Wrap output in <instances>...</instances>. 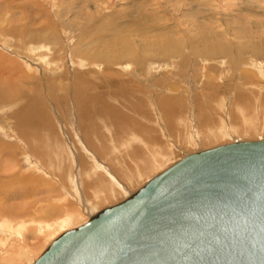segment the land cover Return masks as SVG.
Wrapping results in <instances>:
<instances>
[{
  "label": "rangeland",
  "instance_id": "374dc122",
  "mask_svg": "<svg viewBox=\"0 0 264 264\" xmlns=\"http://www.w3.org/2000/svg\"><path fill=\"white\" fill-rule=\"evenodd\" d=\"M137 13L142 14L140 22L149 28L148 37H157L161 31L176 32L174 37L180 42L182 53L167 57L147 55L139 63L123 58L110 65L119 72L116 75L119 82L120 77H125L124 80L135 82L134 88H143V106L130 107L128 114L137 119V128L140 126L143 131L136 133L129 126L119 142H112V128L105 129L99 124L109 148L98 153L89 145L90 125L80 120L73 77L74 70L88 67L103 71V65L73 56L72 49L80 46L79 38L87 43L91 41L92 37L85 36V31L93 29L94 22L122 25L121 22L131 18L137 19ZM151 19L155 20L154 24ZM12 27H16V36L10 34ZM6 28H11L9 33ZM25 28L27 31L43 29L51 37L48 29L54 30L56 39L47 42L45 48L42 43H23L20 39H24ZM127 33L135 39V44L142 46L137 44L134 49L146 50L142 45L144 36L136 35L135 30ZM219 42L231 45V49L223 48L218 54L195 50L199 46L210 49ZM0 55L9 62L15 61L31 77L23 82L16 80L27 91L25 98L14 94L0 100V186L10 185L0 188V197L7 204H16L7 210L2 207L6 206L4 199L3 205L0 199V212H5L0 214V264H29L59 232L85 220V211H93L136 190L148 177L170 165L181 149L190 152L229 142L235 137L257 139L262 135L264 138V0H0ZM57 55L59 58L54 57ZM43 57L49 59L43 62ZM1 66L7 71L12 64ZM4 68L0 69V75L5 74ZM79 75L78 80L86 76ZM48 79L56 83L54 87L60 90L62 100L67 98L65 106L59 95L52 94V99L49 98ZM36 83L40 85L34 86ZM33 91L40 92L58 127V147L51 149L52 162L48 165L11 129L8 117L16 101H26ZM180 91L184 99L176 96ZM207 92H215L210 99L217 101L207 102ZM242 93L250 100L248 107L241 109L240 102L230 104L237 95L243 96ZM163 94L166 98L172 95L178 105L182 101L181 109L172 117L159 104ZM110 97L114 96L110 94ZM198 104L200 108L205 105L197 109ZM93 110L96 108L90 107L88 112ZM248 115L252 119L248 117L246 121L244 116ZM208 117H215L216 121L211 123ZM115 118V115L109 116L111 121ZM150 130L153 136L149 135ZM129 134L132 135L128 139ZM139 147L142 149L135 160L131 151ZM82 163L87 165L81 167ZM25 175L34 188L22 180ZM99 179L108 182L107 189L94 186ZM35 192L37 195L32 197Z\"/></svg>",
  "mask_w": 264,
  "mask_h": 264
},
{
  "label": "water",
  "instance_id": "95a60500",
  "mask_svg": "<svg viewBox=\"0 0 264 264\" xmlns=\"http://www.w3.org/2000/svg\"><path fill=\"white\" fill-rule=\"evenodd\" d=\"M29 264H264V138L180 150Z\"/></svg>",
  "mask_w": 264,
  "mask_h": 264
},
{
  "label": "bare ground",
  "instance_id": "6f19581e",
  "mask_svg": "<svg viewBox=\"0 0 264 264\" xmlns=\"http://www.w3.org/2000/svg\"><path fill=\"white\" fill-rule=\"evenodd\" d=\"M141 15L142 14L137 13V19L131 18L130 20H128L126 22H121L122 25L121 24H116V25L111 24V25L107 26L103 23L101 24V22H97V23L94 22V24H95L94 28L91 30L85 31V36H87V37L91 36L92 37L91 41L87 43L86 41H82L81 38H79L78 43L80 46H77L76 48L72 49L73 56L75 55L78 58L79 57L86 58V60L88 62L99 61L103 65L102 66L103 71H96L95 69L92 71L93 68L87 69L88 67L84 68V70H82L83 69L82 68L80 71V68H79V70L78 69L74 70L75 75L73 77L74 84H75L74 93H75V98L77 101V108L79 109L80 120L82 122L90 125L91 130L89 132V145L94 151H96V152L98 151V153L106 152L109 148L108 141L105 138H103V136H102L103 135V129L100 128L99 124L104 126L105 129L106 128H108V129L112 128V130L114 131V133H113L114 138L112 139V142H119L122 139V136L124 137L123 132H125V133L128 132L127 128L129 126H132V128L134 129V131L136 133H137V130L139 131V133H142V131H143L140 126H138V128H137V119L136 118L133 119L132 117L128 116V114L131 112L130 107L134 106L135 108H137V106H143L142 104L145 101V95L143 93V88H137V87L134 88L133 84L135 82H133L132 79L130 81L124 80V79H126L125 77H124V79H122V77H120L121 80L119 82V78L116 76L117 74H119V72L114 71V69L112 67H110V65L112 63H114L115 61H117L119 59H123V58H128L130 60H133L134 63H139L141 58L143 59V57H147V55L153 56V57L156 55H159V56L162 55V56L167 57V56L172 55V54L175 55L178 53L179 54L182 53V51L179 50L180 42L177 39H175V37H174V33L176 36V32L161 31V32L157 33V37L156 36L155 37H148L147 32L149 34V31H148L149 28L147 29L145 27V25H143L140 22L141 21ZM154 22H155V20L151 19V23L154 24ZM47 25L51 26L50 24H47ZM15 28L12 27L13 31L10 30L11 28L10 29L6 28V29L8 30V33L10 30V34L14 33L13 36H16L15 35V33H16ZM166 28H172V26L166 25ZM3 29L5 30V28H3ZM35 29H37V27ZM157 29L159 30V27ZM48 30L51 31L53 37H51V35H48L47 33H45L43 31V29H40V28L38 30H32L31 29L30 31H27V29H26L24 31V39L23 40L20 39V41H22L23 43H26V44L31 43V42L42 43L43 47L45 48L47 42L56 39V34L54 33V30H50V29H48ZM106 30H109V33H104ZM131 30L132 31L135 30V33L137 32L136 35L144 36V38L142 39V45L146 47V50H142L141 48H140V50H142V51H140V52L136 50V48H137L136 45L138 43L135 44L136 43L135 39H132L131 37H129L130 34L128 35V33H127L128 31H131ZM3 33H4V31H3ZM207 39L209 41L210 36L207 37ZM16 43L18 44L17 40L15 42V45H16ZM93 44H95V45L93 46ZM139 45H141V44H138V46ZM230 46L231 45H225L222 43L220 44V42H219V44H213L212 46H210V49H208V47H207V49L204 50L203 47L201 48L199 46V49H195V50L200 51L199 53L202 52L203 54H206V53L218 54V52H220L219 50H221L223 48L228 49V48H230ZM19 47H20V45H19ZM19 47H18V49H19ZM134 47H136V48L134 49ZM139 47H142V46H139ZM237 47L241 48V46H237ZM94 49H95V51H94ZM55 53H56V51H55ZM192 53H193V50H192ZM183 56H184V54H183ZM54 57L59 58L58 55L54 56ZM48 59H49L48 57L42 58L43 62L48 60ZM76 60H78V59H76ZM79 61L80 60H78V62ZM83 61H85V60H83ZM72 62H75V61H72ZM180 62H181L180 64L184 63L183 60H181ZM0 63H1V65L7 64V63L12 64L10 69L7 71L5 70L4 66L2 67L0 65V69L4 68V70H5L4 71L5 74L0 75V100L3 101L6 98H10L14 94L20 95L23 98H25V96L27 95V91L24 90L23 86L18 85L16 80L19 81V79H20L23 82L24 80H28V79L31 80V77L26 75V72L23 69V67L19 66V64H16L15 61L12 62V60H11L9 62V59L4 58L2 55H0ZM75 63L77 64V62H75ZM79 63H78V65H79ZM52 64H54V63H52ZM82 64H81V66H82ZM83 65H85V64H83ZM109 67L112 70H109L108 69ZM14 69L16 70L15 72H14ZM44 71H45V69H44ZM61 72H63V71H61ZM64 72H65V70H64ZM64 72H63V75H64ZM47 73L48 72H46V74ZM52 73H54V72H52ZM52 73H49L47 75L54 76V77L57 76V75L52 74ZM79 74H83L86 76L82 80H78L80 78ZM63 75H62V77H63ZM87 76H90L91 78H89ZM248 76H250V77L252 76L251 72L249 73ZM60 78L61 77H59L57 80H60ZM51 80L52 79L47 80L48 87H49V91H48L49 98L51 97V99H52V97H53L52 94H54V95L57 94V96L59 95V97H60L61 103L62 104L64 103V106H65V104L67 103V98H63V100H62V98L59 94L60 90H57L54 87L56 83H54ZM131 81H132V83H131ZM206 82L207 81H205L204 83H206ZM100 83H103L105 87H111V88L106 89ZM38 85H40V83H36L34 86H38ZM134 86H137V84ZM58 88H62V86L59 85ZM109 93L112 94L114 97L109 98V96H110ZM63 95H66V94L63 93L62 96ZM139 95L142 97V99L140 97L137 99V96H139ZM179 95L176 94L177 97H183V99H184V96L181 93V91L179 92ZM205 95L207 96V97L205 96V99L207 102L211 103L212 101H215V98L210 99L212 97V95H215V92H207V93H205ZM242 95L243 96H241V97H238V95H237L236 98H234L233 101L230 102V104L232 103V105H234L235 103L238 104L240 102L241 105L243 106L241 109L248 107V102L250 100L247 99V96L244 93H242ZM163 96H164L163 98L161 96L159 97V98H161L159 104L166 111L167 116L172 117L176 111H179L181 109L182 101H181V105H178V102L175 101L173 97H171L172 95L169 98H166V96L164 94H163ZM63 97H65V96H63ZM26 99H27L26 101H24V100L16 101L17 104H15L12 107V109L9 110L8 117L10 118V121H11V129L13 131H15V133H17L19 137L23 138L25 140V142L28 143V149L32 153H34L36 156H38V158L41 160V162L45 163L44 165L51 164L50 161L52 162V159H51L49 153L53 151V150L51 151V149H54V148L56 149L58 147V141L56 138L58 127L56 128L55 120L53 119L54 117H52V114L47 110L46 101L43 99V97L41 96L39 91H33V94H31V96L27 97ZM243 102H245V105H243ZM56 105L58 106L57 103H56ZM172 105L177 106V108H175ZM204 105L205 104H202L201 108H203ZM56 107H54V108H56ZM90 107H94V108H96V110L88 112ZM232 107H235V106H232ZM239 107H241V106H239ZM201 108H200V105L198 104L197 109H201ZM61 109L62 108H60L59 110H61ZM229 109H230V107H229ZM235 109H238V108H235ZM114 115L116 116L115 120H113V121L109 120V116H111L113 118ZM244 117H245V120L246 119L247 120L252 119L251 117H249V115L244 116ZM248 117H249V119H248ZM200 118H201V116L197 117L198 120H200ZM207 119L211 123L216 121L215 117H208ZM115 126H117L118 128H116ZM144 128H146V127H144ZM152 132H153V130H150V132H149L150 136H153ZM131 135L132 134H129L128 139L131 137ZM53 141H55V142H53ZM54 145H56V147H54ZM141 149H142V147H139V150H137V148H134L131 151L135 160H137V157H139ZM147 154L149 155V152H147ZM136 163H137V161H136ZM86 165H87V163H82L80 166L85 167ZM61 167H62V165H61ZM23 177H22V180L28 182V185H29V183L32 184V182H30L31 179H29V176L25 175ZM14 179H16V178H14ZM0 181H1V178H0ZM12 181H13V179L11 180V182ZM101 182H102V179L95 181L94 186L99 187ZM23 185H25V183ZM9 186L10 185H6V186H2V187L0 186V188H3V187L5 188V187H9ZM33 186H35V185L32 184L31 187L34 188ZM29 189H31V188H29ZM36 190H37V188L34 191H36ZM36 192H35V194L32 193V197L37 195ZM4 197H7V196H4ZM18 197H21V196H18ZM11 198L16 199L15 196H13ZM27 198H25V199H27ZM0 199H1V205H3L2 200L4 199V201H5L4 204H6V206H2V207L6 208L7 210L10 209V206H16V204L9 202L10 199L8 200L9 204H7V202H6L7 200H5V198L0 197ZM16 200H18V199H16ZM4 213H5L4 211L0 212L1 215H4Z\"/></svg>",
  "mask_w": 264,
  "mask_h": 264
},
{
  "label": "crops",
  "instance_id": "0c3cea01",
  "mask_svg": "<svg viewBox=\"0 0 264 264\" xmlns=\"http://www.w3.org/2000/svg\"><path fill=\"white\" fill-rule=\"evenodd\" d=\"M173 157H175V156H173ZM96 188L100 189V190H105L108 188V182H106L105 179H102V182L100 183L99 187H96Z\"/></svg>",
  "mask_w": 264,
  "mask_h": 264
}]
</instances>
